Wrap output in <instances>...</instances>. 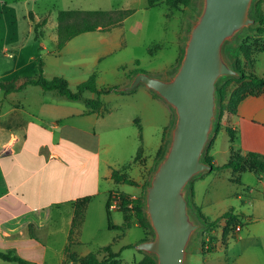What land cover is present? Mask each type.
<instances>
[{
  "label": "crops",
  "instance_id": "1",
  "mask_svg": "<svg viewBox=\"0 0 264 264\" xmlns=\"http://www.w3.org/2000/svg\"><path fill=\"white\" fill-rule=\"evenodd\" d=\"M115 37L100 35L89 38L94 43L97 60L101 61L117 51L121 44ZM66 46L60 51L50 50L49 53L61 52ZM249 68L264 78V50L252 55ZM129 78L124 85L129 82ZM97 85L99 89L110 87H101L98 80ZM85 93L79 100H71L55 91L45 92L39 85L30 84L21 91L11 93L0 88V251L14 250L22 258L37 264H63L78 199L91 197L84 225L93 207H99L101 215L102 212L107 213V200L111 191L140 195L138 192L142 188L140 182L143 167L152 160L155 164L170 126L164 128L161 145L157 147L153 158L146 155L144 146H140L137 154L128 161L120 147H124L123 140L128 141L131 135L127 131L130 124L137 123L143 131L136 114L141 111L145 113L152 101L156 107L164 106L173 113L172 109L144 85L133 91L102 94V106L99 109L88 106V100L95 99L97 95L90 92L86 96ZM230 126L237 134L234 141H231L226 128L223 129L228 134V143L222 150L225 160L219 162L215 156L216 140L211 149L216 165L229 161L232 148L264 154V89L240 102L237 114L230 120ZM132 143L134 141L131 142V150L134 146ZM139 151L140 156L136 158ZM125 161H128L127 164L121 168ZM133 168L136 174L131 175L128 171ZM114 170L134 180L136 184L132 185L138 187V191L114 188L108 190L107 198L97 201L103 193L104 185L109 189L115 184H127L113 178ZM247 172L252 171H244L240 182L232 180L233 171L229 168L207 171L198 176H211L213 181L225 179L230 184L247 186L251 195L256 191L255 187L263 191L261 193L258 190L259 196L256 195V198H249L253 209H237L233 204L219 206V218L232 209L241 215L242 228L236 237L231 236L226 241L222 237V228L215 229L213 233L220 236L215 240L216 249L204 254L201 248L203 264H258L259 255L255 247L264 238V229L250 228L244 233L243 227L264 220V175L252 172L256 175L254 182L250 177H245ZM236 194L243 202L248 199L246 197L244 200L241 193ZM193 200L205 216L212 220L219 219L210 217L203 211V206L198 204L194 182ZM220 224L223 225L224 220ZM231 239H238L241 243L239 252L228 253ZM73 254L86 255L78 254L77 251H73ZM0 264L19 263L0 258Z\"/></svg>",
  "mask_w": 264,
  "mask_h": 264
},
{
  "label": "rangeland",
  "instance_id": "2",
  "mask_svg": "<svg viewBox=\"0 0 264 264\" xmlns=\"http://www.w3.org/2000/svg\"><path fill=\"white\" fill-rule=\"evenodd\" d=\"M198 3L199 0H192L188 6L173 9L165 2L150 6L147 0H0V81L9 82L16 77L23 81L37 77L40 74L41 61L44 63L43 70L46 77L50 79L56 76L64 77L73 89L79 83L86 81L93 73H96L101 87L123 86L129 76L131 78L134 75L136 69L154 75H169L177 69L179 59L184 54L188 33L198 11ZM64 9H132L133 13L120 27L117 26L118 28L114 27L105 31L106 33L101 31L80 34L68 43L63 51L50 54V50H57L58 13ZM31 15L36 21L42 22L47 19V23L40 28L45 34L42 39L35 38L34 21ZM258 26L259 22L255 20L253 24L245 27L229 45L227 54L231 61L235 60L233 49L239 45L247 44L257 47L264 43V34L258 32ZM100 35L116 36L115 40L121 44L117 51L101 61L95 58V46L89 39L100 37ZM224 82L225 80H222L220 83ZM85 95L89 96L90 92H86ZM141 113L136 115L139 116L143 131L137 123L130 124L127 131L132 136L130 135L128 141L122 139L124 147L121 146L120 149L122 148L126 155L125 160L128 161L137 154L140 146H144L146 155L153 158L158 150L157 147L161 145L164 128L170 126L164 143L166 145L174 122V114L169 108L156 107L153 101L150 108L146 109L145 113ZM226 120L225 114L222 115L219 128L211 136V139L214 137L216 140L215 156L219 162L225 160L222 150L228 143V134L223 130L226 128ZM133 141L134 146L131 150ZM211 149L210 146L206 151L208 156L211 155ZM128 161H125L121 168ZM155 166L152 160L150 164L146 163L143 167L144 172H141L140 182L142 185L149 181ZM134 169L129 170V174H136ZM246 175L245 177H250L255 182V174L247 172ZM193 182L198 204L203 206V211L212 218L220 217L218 213L220 205L224 207L233 204L237 209H253L248 201L249 198L259 196L258 190L263 193L260 188L255 187L256 191L251 195V192L247 191V186L230 184L225 179L213 181L211 176H205V178L197 176ZM114 188L122 191H138V187L128 183L115 184L109 189L107 185H104L103 193L97 201L107 198L108 190ZM142 190L143 188H140L138 193L141 194ZM236 193H241L244 200L246 197L248 199L243 202L237 198ZM99 210V207H93L90 214H87L88 219L86 218L80 232L73 236L72 252L77 251L78 254L87 255L97 252L103 244L113 243L115 251L123 250L121 264H135L143 257V253L128 245H135L142 239H152L153 230L150 227L142 228L135 222L130 228H119L124 222V214L119 209H112L111 221L116 227H110L107 213L102 212L101 215ZM250 228L263 230L264 220H260L253 226L245 225L243 232H247ZM207 236L210 237L207 229L202 227L194 240L190 264L204 263L200 251ZM213 236L215 240L220 237L217 233H213ZM240 245L238 239H231L227 248L228 253L239 252ZM255 249L259 255L258 264H264V238ZM223 253L225 254V251Z\"/></svg>",
  "mask_w": 264,
  "mask_h": 264
},
{
  "label": "water",
  "instance_id": "3",
  "mask_svg": "<svg viewBox=\"0 0 264 264\" xmlns=\"http://www.w3.org/2000/svg\"><path fill=\"white\" fill-rule=\"evenodd\" d=\"M255 0H199L185 51L177 69L166 76L135 73L121 92L144 85L172 109L174 122L163 156L145 188L144 203L154 231L135 249L156 257L158 264H190L194 240L202 222L189 202L192 181L213 164L203 156L214 132L218 82L240 76L228 57L229 45L255 22Z\"/></svg>",
  "mask_w": 264,
  "mask_h": 264
},
{
  "label": "trees",
  "instance_id": "4",
  "mask_svg": "<svg viewBox=\"0 0 264 264\" xmlns=\"http://www.w3.org/2000/svg\"><path fill=\"white\" fill-rule=\"evenodd\" d=\"M150 6H155L160 3H167L170 8L178 9L181 6H188L192 3V0H147ZM262 0H255L254 6L251 12V16L259 22L257 27L258 32L264 34V8ZM133 13L132 9H119V10H85V9H64L60 10L58 13V25H57V50H62L66 44L76 36L93 31H108L114 27L121 26L124 20ZM32 16V15H31ZM34 21V32L36 39H42L44 37V32L40 30L44 24L47 23V19L41 21H36L35 17H31ZM260 50H264V43L257 47H251L247 44L239 45L234 48L235 60H232L234 67L238 70L240 76H229L222 77L218 82V95H219V108L215 130L220 126V120L222 115L225 114L227 117L225 126L229 133L231 141L236 138L237 131H235L230 126V120L232 116H235L238 112V106L240 102L247 96L254 95L260 90L264 89V78L258 75L254 70L249 68V63L252 61V55ZM183 57V55H182ZM179 59V63L182 60ZM143 71L141 69L134 70V73ZM19 77L9 82L0 81V88L6 93H11L15 91H21L27 85H39L45 92L55 91L62 96H66L71 100H79L82 95L87 92H93L97 95L95 99L88 100V106L91 109H99L102 106L101 95L112 91L118 92L117 86H110L107 88L99 89L97 85L96 74L93 73L86 81L79 83L75 89L71 88L69 81L61 76H56L53 78H47L43 70V61L40 62V74L37 77L27 78L20 82ZM225 80L223 84L220 82ZM214 137L210 140L208 147L214 144ZM168 142V140H167ZM166 142V145H167ZM163 144L162 148L158 153V157L155 161L157 165L160 158L163 156L166 145ZM207 149L205 150L203 160L205 162L213 164V169L211 171H222L224 169H231L233 171L232 180L235 182L241 181V174L244 171L250 170L257 174L264 175V154L248 151L243 152L241 149L232 148L231 157L229 161L223 165H216L214 163V157L212 155H207ZM140 156V151L136 158ZM156 167V166H155ZM153 169L151 170V172ZM153 173V172H152ZM202 175V174H201ZM200 176V175H199ZM113 178L118 182H124L128 184H136L134 180L129 178L126 174H121L119 171H113ZM149 182V181H148ZM148 182L142 185V193L132 198L133 194L111 191L107 200V213L109 217V226L115 227L111 221V208L115 195H119L122 203L120 211L124 214V223L119 228H130L133 222L136 225L145 228L151 227L144 203L145 188ZM193 182V181H192ZM91 197L86 196L78 199L75 202V211L72 228L69 234V243L66 248V260L63 264H121L122 261V251H114L113 243L100 247V249L95 253H89L83 256H76L71 250L73 244V236L78 234L82 228L85 221L86 209L90 202ZM189 202L192 208L195 210L199 216L203 227H205L210 235V241L208 247H206V241L202 243V252L204 254L212 252L216 249L215 237L213 236V231L219 227L222 228V237L226 241L227 238L237 236L236 227L242 225V217L236 214L234 209L226 212L219 219L212 220L205 216L201 207L198 206L193 200V183L191 185V191L189 194ZM224 220V224L221 225L220 222ZM153 230V229H152ZM154 233V231H153ZM143 240V239H142ZM128 247L135 248V245H128ZM142 252V251H140ZM143 253V257L135 262V264H158L155 256L149 253ZM102 256V257H101ZM0 258L5 261L17 262L19 264H37L28 261L21 256H19L14 250L0 251ZM71 261V262H70Z\"/></svg>",
  "mask_w": 264,
  "mask_h": 264
},
{
  "label": "built area",
  "instance_id": "5",
  "mask_svg": "<svg viewBox=\"0 0 264 264\" xmlns=\"http://www.w3.org/2000/svg\"><path fill=\"white\" fill-rule=\"evenodd\" d=\"M135 197H137L136 195H133L132 196V198H135ZM121 203H122V200H121V198H120V196L119 195H115V197L113 198V200H112V203H111V205H110V208H111V210L112 209H120L121 208ZM241 225H238L237 227H236V232L238 233L240 230H241ZM209 241H210V237L209 236H207V238H206V247H208V246H210L209 245Z\"/></svg>",
  "mask_w": 264,
  "mask_h": 264
}]
</instances>
